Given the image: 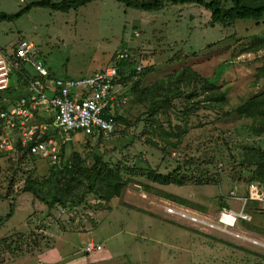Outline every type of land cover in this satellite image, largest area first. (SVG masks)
I'll use <instances>...</instances> for the list:
<instances>
[{
    "label": "rangeland",
    "instance_id": "rangeland-1",
    "mask_svg": "<svg viewBox=\"0 0 264 264\" xmlns=\"http://www.w3.org/2000/svg\"><path fill=\"white\" fill-rule=\"evenodd\" d=\"M34 1L39 0H0V12L14 14ZM211 21V13L198 5H167L160 12H144L114 0H95L67 14L35 8L17 21L0 22V74L6 69L10 80L8 88L0 84L5 106L14 104L20 91L14 52L24 44L36 51L35 62L48 71L50 84L101 72L113 66L122 50L131 53L130 72L143 66L135 78L124 82L129 78L124 73L118 81V96L127 103L117 113L127 123L117 124L115 135L102 141L78 134L77 141L62 149L64 159L72 163L62 168L71 167L73 154L79 153L87 166L96 155L121 169L129 183L119 197L106 203L80 184L71 189L67 200L84 204L66 208L67 215L62 216L63 207L50 210L23 191L30 175L44 182L51 179L49 161L15 152L0 160V264H264V251L224 234H201L163 213L164 200L172 201L164 199V193L186 200V207L203 213L214 214L225 205L240 211L243 202L232 199L231 193L247 196L258 184L253 169L243 167L242 153L246 147L264 150V135L251 134L248 121L235 116L225 119L201 101L206 82L225 86L231 104L253 92L255 68L264 64V48L253 53L245 50L257 49L255 40L264 39V18L229 25ZM24 68L29 75H38L31 64ZM148 68L152 71L146 72ZM184 68L202 78L193 101L187 100L194 85L183 81ZM166 99L171 108L159 110L152 125L151 106ZM197 102L201 105H194ZM54 116L41 114L42 119ZM178 128L189 133L184 144L178 137L170 138V144H176L173 148L162 134L176 136ZM12 136L16 146L21 145L19 130ZM178 166L189 181L183 187L151 183L145 171L134 169L150 167L168 174ZM211 177L219 182L208 183ZM50 188L43 186L48 199L53 195L48 193ZM245 207L252 222L243 232L264 238V204ZM90 244L102 249L87 253Z\"/></svg>",
    "mask_w": 264,
    "mask_h": 264
},
{
    "label": "built area",
    "instance_id": "built-area-1",
    "mask_svg": "<svg viewBox=\"0 0 264 264\" xmlns=\"http://www.w3.org/2000/svg\"><path fill=\"white\" fill-rule=\"evenodd\" d=\"M129 50L118 52L113 66L85 78L57 79L50 84L48 71L35 62L37 53L28 44L21 45L16 52L15 66L31 64L41 79L32 80L27 87L26 96L14 101L6 111H0V155L6 156L16 151L12 132L19 130V143L28 147L29 156L49 161L51 166L62 167L71 159L65 160L62 149L74 141L79 134L87 139H107L116 131L115 118L120 107L127 101L118 96L120 71L118 63L130 60ZM2 71L4 70L3 67ZM137 72L142 65L135 67ZM0 74V84L9 87L6 69ZM0 85V87H2ZM53 112V119L41 118V114ZM45 138H47L45 140ZM44 139V140H43ZM80 141V140H79ZM243 202L242 209L235 211L222 208L214 214L190 209L173 201L164 200L163 213L171 221L190 227L201 234L217 237L214 233L231 237L243 246L264 251V238L244 233L245 225L252 222L245 205L264 204V189L257 184L247 196H230ZM66 216V208L60 210ZM244 228V229H243ZM101 245L90 244L86 252H96Z\"/></svg>",
    "mask_w": 264,
    "mask_h": 264
},
{
    "label": "trees",
    "instance_id": "trees-1",
    "mask_svg": "<svg viewBox=\"0 0 264 264\" xmlns=\"http://www.w3.org/2000/svg\"><path fill=\"white\" fill-rule=\"evenodd\" d=\"M95 0H61L59 2L53 0H39L34 1L28 4L26 7L18 11L14 14H8L4 12H0V22L8 21L13 22L22 18L24 15L30 13L35 8L41 9H49L54 12L60 13H70L72 10L77 11L80 8L86 7L90 3ZM120 4L125 5L127 8L136 9L144 12H160L165 9L167 5H198L211 13V22L213 25H229L236 21L243 20H252L259 22L264 18V0H229L232 4L231 7H227V3L225 0H152V1H138V0H114ZM256 48L249 47L245 51L247 53L257 52L258 50L264 48V39L257 38L254 42ZM17 50H15L14 55H16ZM187 59V58H186ZM182 61V60H180ZM186 60H184L185 62ZM119 67L120 75L126 73L129 75L128 79L124 80V82L129 81L130 79L135 78L138 74L136 68L133 67L131 72L130 68V60L122 61L117 64ZM19 71V81L16 89L20 91L16 93L15 100H18L22 96H26L27 87L29 86L32 80L41 79L39 75L32 76L29 75L24 65L21 64L18 68ZM254 75V86L253 92L249 93L244 100L239 101L236 104H231L229 102L228 94L225 90H223V85H220V82L217 83H208L206 82L202 89L205 91L206 96L201 101L211 105L210 107L217 109L220 115L225 119H231L233 116L238 119H243L248 121L249 123L246 125L250 128L251 134L261 137L264 135V64L257 66L255 68ZM103 71V70H102ZM152 71L151 68H148L146 72ZM183 81L187 84L192 83L194 87L192 88L190 94L187 96L188 101H193L197 94V82L200 78L195 72H193L189 68H184L183 70ZM120 81V80H119ZM23 82L21 85L20 83ZM21 86V89H20ZM13 88V87H12ZM2 99V96L0 95ZM0 99V111H6L9 106L4 105L3 101ZM135 101V100H133ZM201 102L194 103V105H201ZM197 106H195L196 108ZM171 101L166 99L158 105L155 103L151 106L148 116L150 123L154 125L157 121L155 118L157 117L159 110L162 109H170ZM192 109V108H191ZM191 112L193 111L190 110ZM116 126L117 124H126L127 119L123 116H116L115 118ZM116 133V131H115ZM111 135L110 137L114 136ZM188 131H182L178 128V133H166L164 132L162 135L166 137V141L170 147L176 148V144H170L169 139L172 137H178L180 142L184 144V137L187 136ZM109 137V138H110ZM47 138H45L46 140ZM44 140V139H43ZM96 141H102L103 138L94 139ZM172 143V142H171ZM22 157H26L29 155L28 147H23L22 145L16 146L15 154H20ZM13 155V156H14ZM4 156L0 155V160L3 159ZM32 157V156H31ZM35 159V157H32ZM242 165L243 167L253 169L252 174L254 179L260 184V186L264 189V150L257 147H246L243 149L242 153ZM73 165L71 167L60 168L51 166V179L43 181V178H33V175H30L25 182V186L23 191L29 194H32L39 202L46 205L50 210L54 209L59 205V208H68L76 209V207L81 206L82 200L74 201L67 200V196L70 193L71 189L75 186H79L82 184L86 192L95 193V195L109 203L112 199L119 197L124 188L128 185V181L123 178V171L118 167L112 168L110 167L101 156L93 157V164L91 166H87V160L83 159L81 154L75 153L72 156ZM1 164V163H0ZM62 169V170H61ZM135 170L145 171L144 176L148 181L154 184H158L161 186H177L183 187L189 181L185 174L182 172L181 166H178L172 172L168 174H162L153 170L150 167H147L145 170L142 168L135 167ZM3 168L0 165V179L2 178ZM63 175L65 176L63 178ZM212 178V177H211ZM207 182L210 183H218L219 180L216 178H212ZM66 182V183H64ZM1 183V181H0ZM198 183H201L198 181ZM51 187L48 190V193H52L53 195L50 199L45 195L46 192L43 190V186L48 185ZM66 185L65 188H63ZM61 187V188H60ZM63 190V192H61ZM164 199H170L173 202H176L181 205L187 204V201L172 196L170 194L164 193L162 194ZM226 206V205H225ZM222 206L224 208H228ZM189 207V206H188ZM191 207V206H190ZM195 207L192 205L191 208ZM58 208V207H57ZM203 209V208H199ZM198 209V210H199ZM202 211V210H201ZM12 214V213H11ZM250 227V226H249Z\"/></svg>",
    "mask_w": 264,
    "mask_h": 264
},
{
    "label": "water",
    "instance_id": "water-1",
    "mask_svg": "<svg viewBox=\"0 0 264 264\" xmlns=\"http://www.w3.org/2000/svg\"><path fill=\"white\" fill-rule=\"evenodd\" d=\"M131 188H133V189H135V190H138V191H140V190H141V188H140V187H138V186H136V185H131Z\"/></svg>",
    "mask_w": 264,
    "mask_h": 264
},
{
    "label": "crops",
    "instance_id": "crops-1",
    "mask_svg": "<svg viewBox=\"0 0 264 264\" xmlns=\"http://www.w3.org/2000/svg\"><path fill=\"white\" fill-rule=\"evenodd\" d=\"M9 84H10V80H9ZM7 100V99H6ZM6 105H9V103H7Z\"/></svg>",
    "mask_w": 264,
    "mask_h": 264
}]
</instances>
